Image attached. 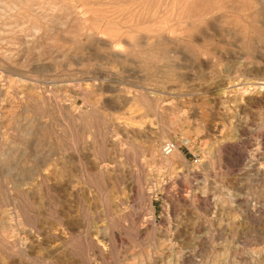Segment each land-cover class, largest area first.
<instances>
[{"label":"rangeland","instance_id":"1","mask_svg":"<svg viewBox=\"0 0 264 264\" xmlns=\"http://www.w3.org/2000/svg\"><path fill=\"white\" fill-rule=\"evenodd\" d=\"M0 264H264V0H0Z\"/></svg>","mask_w":264,"mask_h":264},{"label":"built area","instance_id":"2","mask_svg":"<svg viewBox=\"0 0 264 264\" xmlns=\"http://www.w3.org/2000/svg\"><path fill=\"white\" fill-rule=\"evenodd\" d=\"M177 148L176 143L171 141V140H167L165 141L162 146H161V152L163 155H169L170 153H172L175 149Z\"/></svg>","mask_w":264,"mask_h":264},{"label":"bare ground","instance_id":"3","mask_svg":"<svg viewBox=\"0 0 264 264\" xmlns=\"http://www.w3.org/2000/svg\"><path fill=\"white\" fill-rule=\"evenodd\" d=\"M97 30V29H96ZM22 71V70H21ZM170 155V154H169ZM169 155H167V156H169ZM31 173V172H30ZM32 196V195H31Z\"/></svg>","mask_w":264,"mask_h":264}]
</instances>
